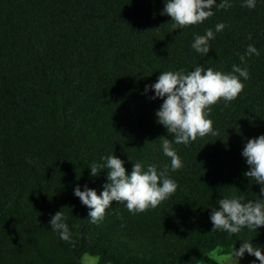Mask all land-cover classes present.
Masks as SVG:
<instances>
[{
    "label": "trees",
    "instance_id": "1",
    "mask_svg": "<svg viewBox=\"0 0 264 264\" xmlns=\"http://www.w3.org/2000/svg\"><path fill=\"white\" fill-rule=\"evenodd\" d=\"M166 2L0 0V264H82L85 254L97 264H201L206 252L228 255L243 242L264 253V227L212 232L210 220L220 199L254 201L260 193L244 175L242 151L264 135V0L254 8L228 0L232 7H214L185 29L161 15ZM219 23L226 27L216 32ZM208 29L210 51L197 53L192 43ZM250 44L259 56L246 55ZM233 65L249 78L239 77L244 88L235 100L211 106L218 135L172 143L183 167L171 171L161 138L174 137L156 116L163 99H150L146 85L165 71L228 74ZM109 155L129 175L135 163L143 171L167 167L175 193L136 214L113 201L92 223L74 189L87 185L99 195L107 170L93 177L90 165ZM61 210L74 244L50 228ZM240 259L260 264L247 253Z\"/></svg>",
    "mask_w": 264,
    "mask_h": 264
},
{
    "label": "clouds",
    "instance_id": "2",
    "mask_svg": "<svg viewBox=\"0 0 264 264\" xmlns=\"http://www.w3.org/2000/svg\"><path fill=\"white\" fill-rule=\"evenodd\" d=\"M242 6L254 8L256 0H244ZM214 7L217 10H227L232 5L228 0H221L218 5L217 0H167L161 15L171 17L174 27L185 29L201 24L213 16ZM225 27V24L219 23L215 26V31L221 32ZM214 38L213 30L208 29L204 35L195 37L192 48L197 53L207 55L210 51L209 41ZM248 39H252L251 35ZM253 54L260 55L258 49L250 44L246 55ZM240 60L243 62L245 56L242 55ZM234 73H238L239 76ZM239 77L249 78L248 70L242 69L239 65H233L232 71L228 74L197 66L194 71L187 74L183 70L162 72L155 84L146 85L145 93L149 87L155 92V96L150 99H163L156 116L157 122L165 126L168 133L174 137L173 140L161 138L163 153L170 158L171 171L183 167L180 157L172 148V143L187 145L197 137L218 135L213 130L212 120L207 118L208 112L211 106L219 101L223 100L227 104L238 97L244 88ZM242 156L249 166V171L244 175L261 186L260 193L254 201L243 202L245 199L243 195L220 199L219 208H212L210 215L212 232L223 230L228 234H237L245 227L252 231L264 227V199L260 198L264 196V135L249 139L243 148ZM101 159L104 163L93 162L90 171L95 177L102 170H107L109 182L103 186V191L97 195L96 190L88 188L87 185L83 191L79 186L74 189V195L90 209L89 219L92 223L104 219L113 201L126 204L127 210L133 214L142 213L149 208H156L177 189L176 182L168 176L167 167L158 172L155 165H149L147 171H143L141 163H135L129 175L126 173L124 161L115 155ZM65 219L62 210L56 212L49 221L50 228L59 233L62 240L74 244ZM245 253L256 257L260 264H264V253L259 247H253L250 242H243L238 250L234 249L228 256H216L214 261L216 264H223L224 261L233 258L239 261Z\"/></svg>",
    "mask_w": 264,
    "mask_h": 264
},
{
    "label": "rangeland",
    "instance_id": "3",
    "mask_svg": "<svg viewBox=\"0 0 264 264\" xmlns=\"http://www.w3.org/2000/svg\"><path fill=\"white\" fill-rule=\"evenodd\" d=\"M221 255L228 256L229 254L228 255L221 254L219 249L206 252L203 256L204 261L201 264H216V261H214L216 256H221ZM82 264H97V258L89 254H85L82 258ZM223 264H245V261L242 259H239V261H236L233 258V259L224 261Z\"/></svg>",
    "mask_w": 264,
    "mask_h": 264
}]
</instances>
